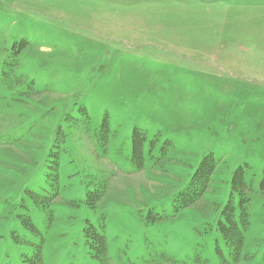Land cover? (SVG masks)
<instances>
[{"label":"rangeland","instance_id":"obj_1","mask_svg":"<svg viewBox=\"0 0 264 264\" xmlns=\"http://www.w3.org/2000/svg\"><path fill=\"white\" fill-rule=\"evenodd\" d=\"M239 168L264 264V0H0V264H100L88 225L107 264H230Z\"/></svg>","mask_w":264,"mask_h":264},{"label":"trees","instance_id":"obj_2","mask_svg":"<svg viewBox=\"0 0 264 264\" xmlns=\"http://www.w3.org/2000/svg\"><path fill=\"white\" fill-rule=\"evenodd\" d=\"M106 125V122H105ZM140 143H134V158L140 154ZM57 165V163H56ZM215 164L212 154L204 156L198 164L195 172L191 175L189 182L175 196L177 208H186L198 202L206 192L210 178L214 172ZM229 197L221 210V219L218 221V226L222 238L231 251L232 261L230 264H237L240 260V252L243 247L244 233L249 226V214L247 212V204L249 198L245 194L246 183L242 178V169L239 168L233 172ZM91 193L88 194L90 196ZM238 196V197H237ZM101 195H96L95 200H98ZM22 223L27 224L32 232H36L30 218L21 216ZM84 237L88 245V255L92 259L98 260L100 264H107V247L105 238L99 234L95 228L88 225L84 229ZM36 251L34 255L35 264H41V244L35 245ZM26 256V254H22Z\"/></svg>","mask_w":264,"mask_h":264}]
</instances>
